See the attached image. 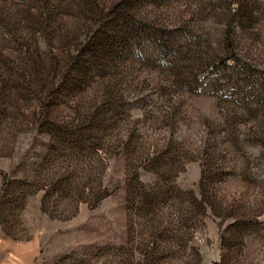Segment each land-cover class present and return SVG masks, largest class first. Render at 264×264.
Segmentation results:
<instances>
[{
  "label": "rangeland",
  "instance_id": "374dc122",
  "mask_svg": "<svg viewBox=\"0 0 264 264\" xmlns=\"http://www.w3.org/2000/svg\"><path fill=\"white\" fill-rule=\"evenodd\" d=\"M0 238L264 264V0H0Z\"/></svg>",
  "mask_w": 264,
  "mask_h": 264
},
{
  "label": "crops",
  "instance_id": "0c3cea01",
  "mask_svg": "<svg viewBox=\"0 0 264 264\" xmlns=\"http://www.w3.org/2000/svg\"><path fill=\"white\" fill-rule=\"evenodd\" d=\"M38 246L30 240L0 238V264H36Z\"/></svg>",
  "mask_w": 264,
  "mask_h": 264
}]
</instances>
